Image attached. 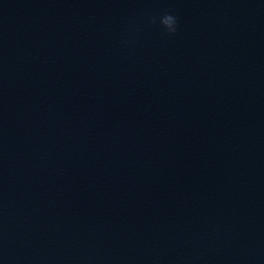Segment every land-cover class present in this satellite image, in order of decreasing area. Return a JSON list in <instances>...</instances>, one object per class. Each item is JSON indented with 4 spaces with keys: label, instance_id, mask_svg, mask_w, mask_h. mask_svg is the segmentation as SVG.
I'll list each match as a JSON object with an SVG mask.
<instances>
[{
    "label": "clouds",
    "instance_id": "1",
    "mask_svg": "<svg viewBox=\"0 0 264 264\" xmlns=\"http://www.w3.org/2000/svg\"><path fill=\"white\" fill-rule=\"evenodd\" d=\"M149 22L152 24L159 22L160 26H162L169 35L175 34L178 29V18L169 12H165L159 18L151 17Z\"/></svg>",
    "mask_w": 264,
    "mask_h": 264
}]
</instances>
